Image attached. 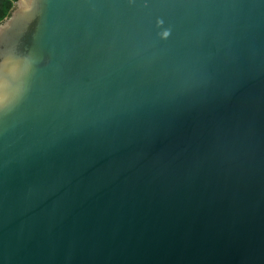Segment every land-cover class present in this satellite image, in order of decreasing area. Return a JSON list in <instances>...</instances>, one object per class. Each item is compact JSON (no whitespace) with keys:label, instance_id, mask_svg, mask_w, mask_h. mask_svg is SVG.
<instances>
[{"label":"water","instance_id":"obj_1","mask_svg":"<svg viewBox=\"0 0 264 264\" xmlns=\"http://www.w3.org/2000/svg\"><path fill=\"white\" fill-rule=\"evenodd\" d=\"M0 48V264H264V0H34Z\"/></svg>","mask_w":264,"mask_h":264},{"label":"clouds","instance_id":"obj_2","mask_svg":"<svg viewBox=\"0 0 264 264\" xmlns=\"http://www.w3.org/2000/svg\"><path fill=\"white\" fill-rule=\"evenodd\" d=\"M34 0H0V28L8 12L30 8ZM34 68L31 56H20L13 50L0 48V113L14 107L26 91L28 79Z\"/></svg>","mask_w":264,"mask_h":264},{"label":"trees","instance_id":"obj_3","mask_svg":"<svg viewBox=\"0 0 264 264\" xmlns=\"http://www.w3.org/2000/svg\"><path fill=\"white\" fill-rule=\"evenodd\" d=\"M11 12V11H10ZM10 12H8V15L10 14Z\"/></svg>","mask_w":264,"mask_h":264}]
</instances>
